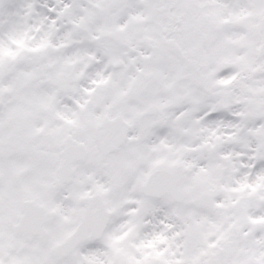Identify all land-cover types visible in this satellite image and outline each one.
<instances>
[{"label":"snow or ice","instance_id":"obj_1","mask_svg":"<svg viewBox=\"0 0 264 264\" xmlns=\"http://www.w3.org/2000/svg\"><path fill=\"white\" fill-rule=\"evenodd\" d=\"M0 264H264V0H0Z\"/></svg>","mask_w":264,"mask_h":264}]
</instances>
